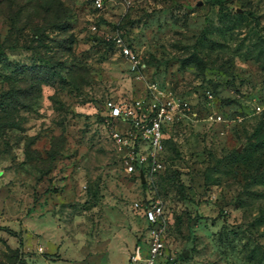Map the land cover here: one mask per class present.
<instances>
[{
    "label": "rangeland",
    "instance_id": "374dc122",
    "mask_svg": "<svg viewBox=\"0 0 264 264\" xmlns=\"http://www.w3.org/2000/svg\"><path fill=\"white\" fill-rule=\"evenodd\" d=\"M150 81L187 108L141 187L103 105ZM144 191L158 264H264V0H0V264H128Z\"/></svg>",
    "mask_w": 264,
    "mask_h": 264
},
{
    "label": "built area",
    "instance_id": "2783aa9c",
    "mask_svg": "<svg viewBox=\"0 0 264 264\" xmlns=\"http://www.w3.org/2000/svg\"><path fill=\"white\" fill-rule=\"evenodd\" d=\"M95 9H102L103 0H91ZM111 42L130 62H136V54L121 36H112ZM145 93L125 102L107 99L104 115L117 125L111 129L116 146L124 152V170L140 184H150L154 173L164 169L165 140L169 127L187 108L186 103L167 93L155 81L147 82ZM213 118V116L211 117ZM132 209L145 221V235L135 242L128 257V264H158L165 255L168 215L160 200L141 197Z\"/></svg>",
    "mask_w": 264,
    "mask_h": 264
},
{
    "label": "trees",
    "instance_id": "16d2710c",
    "mask_svg": "<svg viewBox=\"0 0 264 264\" xmlns=\"http://www.w3.org/2000/svg\"><path fill=\"white\" fill-rule=\"evenodd\" d=\"M169 141H170V135L168 134V137L166 138V140H165V152H164V159H165V161L167 160V157H166V149H167V146H168V144H169ZM135 178V177H134ZM141 187H144V186H146V183L144 182H141L140 184H139ZM143 194V197H148V193L147 192H143L142 193ZM138 241V240H137Z\"/></svg>",
    "mask_w": 264,
    "mask_h": 264
},
{
    "label": "water",
    "instance_id": "95a60500",
    "mask_svg": "<svg viewBox=\"0 0 264 264\" xmlns=\"http://www.w3.org/2000/svg\"><path fill=\"white\" fill-rule=\"evenodd\" d=\"M240 149H241V148L238 147V148H237V151H240ZM140 179H141L142 182L144 181V178H143V175H142V174H140Z\"/></svg>",
    "mask_w": 264,
    "mask_h": 264
}]
</instances>
